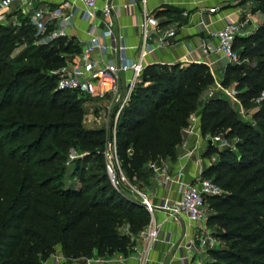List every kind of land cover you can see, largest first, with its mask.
<instances>
[{
	"label": "trees",
	"instance_id": "1",
	"mask_svg": "<svg viewBox=\"0 0 264 264\" xmlns=\"http://www.w3.org/2000/svg\"><path fill=\"white\" fill-rule=\"evenodd\" d=\"M243 1L254 2L263 20L235 39L241 63L228 64L220 84L233 83L235 103L246 114L252 110L250 120L226 96L207 95L215 80L206 64L178 63L146 66L116 124L121 168L138 188L148 184L149 163L177 158L191 115L203 136L236 138V151L207 145L203 152L217 160L202 177L223 190L206 199L207 225L223 246L209 250L203 264H264V0ZM25 18L22 27L0 24V264H40L58 247L66 259L89 258L94 251L126 256L150 215L113 187L104 155L99 173H89L78 159L71 173L76 181H59L74 142L104 144L103 130L82 126V95L58 90L52 73L81 48L74 38L58 37L12 57L16 46L37 38ZM27 56L39 65L19 64Z\"/></svg>",
	"mask_w": 264,
	"mask_h": 264
},
{
	"label": "built area",
	"instance_id": "2",
	"mask_svg": "<svg viewBox=\"0 0 264 264\" xmlns=\"http://www.w3.org/2000/svg\"><path fill=\"white\" fill-rule=\"evenodd\" d=\"M15 1L24 0H0V24L5 25L4 13L2 9H7ZM82 5L80 11L81 20L90 24V37L77 54V59L67 61V64L55 71L57 76L56 88L58 90L75 91L80 95L89 97L90 99H106L110 97V103L115 104L113 114L114 128L109 138L106 140L104 148L105 168L109 180L113 187L122 192V186L127 184V177L124 174L121 163L116 151V124L118 117L124 107L130 101L136 86L141 82L142 74L145 69L143 62L144 57L149 52L148 41L151 38L150 32L158 27L157 19L147 11L148 0H137L129 2L123 7L130 12L135 4L142 9V19L138 23L141 36V44L136 59L127 60L122 52L126 46L119 43V36L116 37L113 30V20L111 13L114 8L110 0H107L102 8L97 7V0H78ZM215 7L208 9L214 12ZM98 13L101 17L98 18ZM31 25L35 30L37 39L40 44L48 43L52 39L58 37H69L66 29L70 25V17L65 16L60 20L56 28H50L51 17L48 13L41 10H35L31 14H27ZM250 19V14H246L242 22L226 21L220 30H209L207 37L200 44L199 49L205 56L214 58L224 57L228 64H239L241 58L239 51L234 48V42L237 37L242 35V28ZM101 24V25H100ZM38 43V44H39ZM116 55L115 60H109L110 53ZM211 63H208V67ZM129 73L126 77L125 74ZM218 88L230 100L236 101L234 93L222 87L220 83L215 81ZM110 108V107H109ZM110 112V111H109ZM196 118L191 115L187 127L183 132L191 136L193 135V143L185 146L183 152L177 156V162H181L190 158L196 149L211 145L220 148L223 143L222 135H202L196 130ZM227 148L235 150V141L233 145H227ZM149 168L155 177H161L165 183L177 182L178 197L176 200L161 199L158 203L153 204L145 192L139 191L135 185L130 188L138 194L140 198H136L149 212V224L142 229L133 246V254L135 255V264H147L148 255L160 239L158 224L155 218L156 211H163L174 220L181 218L187 219L194 225L196 231L199 232L197 239H189L185 244L178 243L175 250L179 252L181 264H192L193 256L190 253L191 247H197L200 253L206 254L209 250L216 248V238L213 236L212 230L207 225L208 215L206 213V199L209 197L220 196L223 190L210 178L202 177V170L196 175L193 181L184 183L180 176L172 177L166 163L154 161L149 163ZM199 264V262L197 263Z\"/></svg>",
	"mask_w": 264,
	"mask_h": 264
},
{
	"label": "crops",
	"instance_id": "3",
	"mask_svg": "<svg viewBox=\"0 0 264 264\" xmlns=\"http://www.w3.org/2000/svg\"><path fill=\"white\" fill-rule=\"evenodd\" d=\"M106 1L97 0V7L102 8ZM133 1L137 0H110L114 8V12L111 13L114 23L113 30L116 37H120L119 43L126 46L122 55L127 60L137 58L141 44L138 23L143 16L142 9L138 4H135L130 12L123 7ZM82 7L83 5L78 0H24L13 2L9 8L2 9L1 12L5 13L15 8L27 15L35 10H41L51 17V24L57 23V25L65 16H69L70 25L66 31L69 38H74L82 48L90 37V24L80 18ZM211 7H215L216 10L209 12L208 9ZM147 11L157 19L158 27L150 32L151 38L147 48L149 52L143 59L144 65L204 63L208 66V63H211L209 69L214 80L217 81L216 78H218L219 83H221L228 62L224 57L205 56L200 51L199 46L207 37L208 31L220 30L226 21L242 22L245 15L250 14L249 21L242 28L240 37H243L251 34L263 20V14L254 10V2L243 0H148ZM99 17L101 16L98 13ZM74 59H77V55H73L69 61ZM108 59L115 60L116 55L112 52L108 55ZM125 76L128 77L129 73ZM208 93L210 96V90ZM216 94L225 96L222 92ZM194 116L196 118L195 128L198 131L199 120L196 115ZM182 136L183 141L177 147V156L183 152L185 146L193 143V135L188 136L182 132ZM204 150L205 147L201 144V147L186 160L177 162V158L174 161L163 159L161 162L167 164L173 178L180 176L181 181L189 183L200 170H203ZM177 188V182L165 183L161 177H155L152 173L148 184L143 185L141 189L150 201L156 204L161 199L176 200ZM155 218L160 239L149 252L147 264H181L180 254L175 250V245L185 244L189 239H197L199 232L185 218L174 220L163 211H156ZM190 253L193 256L192 264L198 262L203 264L209 259L208 252L200 253L194 246L191 247ZM121 262L119 264H135L136 259L132 256L124 263Z\"/></svg>",
	"mask_w": 264,
	"mask_h": 264
},
{
	"label": "rangeland",
	"instance_id": "4",
	"mask_svg": "<svg viewBox=\"0 0 264 264\" xmlns=\"http://www.w3.org/2000/svg\"><path fill=\"white\" fill-rule=\"evenodd\" d=\"M255 6V3H254ZM26 15L22 14L19 10L15 8H11L10 10L5 11L4 13V20L6 25H11L12 27H22L25 26L26 21ZM57 23H53L50 25V28H56ZM244 37V36H243ZM69 39V37H67ZM40 39L36 38L33 43H28L27 40H24L22 44H19L16 46L13 50L12 57L18 58L21 56L23 53H29L35 51L34 47L39 45ZM50 42V41H49ZM39 43V44H38ZM19 64H26V65H39L38 60L29 58L27 56L26 59L21 58V61ZM181 65V64H180ZM185 66V65H182ZM48 73V72H46ZM218 83L219 80L216 78ZM230 92L234 93L233 90V83L229 86L226 87ZM210 94L212 93H220L222 90L218 88L215 84V81L213 85L209 88ZM208 90V92H209ZM209 95V93H207ZM82 99V106H83V118H82V126L84 129L87 130H103L104 135L102 139L104 140L103 148L97 142V139L94 140V143H86L84 146H80V143L74 142V145L72 144L68 150L65 152V160L61 162V167H62V174L59 179L60 183L63 186H68L73 184L74 181H76L72 176L71 173L73 172L76 161L79 159L82 162V165L85 166L86 171L90 172H95L99 173V169L102 167L101 165L103 164L101 154L102 156L104 155V147H105V141L109 138L110 134L113 131L114 128V121H113V114L115 110V104L110 103L111 98L107 97L106 99H90L89 97L86 96H81ZM231 104L235 107H237L240 110V113L245 120H250V114L252 113V110L246 114V110L240 109L238 107V104L235 103L234 100L230 101ZM110 107V108H109ZM110 111V112H109ZM194 115V114H193ZM224 137L223 134H220ZM236 138H224L222 141V145L220 148H217L219 150H223L227 148V145H233L234 141ZM205 145V144H204ZM203 145V146H204ZM206 149V146H205ZM205 151V150H204ZM236 151V150H234ZM203 161V168L217 160V155L213 154L209 157H205V159H202ZM128 183L124 184L122 186V193L133 197L134 199L140 198L136 192H134L131 188L130 185H135L137 186L138 183L132 184L128 179ZM139 191L144 192L143 189L139 188ZM206 213L209 216L211 213V209L209 208V203L206 201ZM211 230L212 228L209 227ZM128 228L127 225H123L120 228V232H127ZM135 242L137 243V240L135 239ZM223 244L219 242V240L216 239V247H222ZM131 252L128 253V255L123 256L122 254L115 253L113 255H98L96 251H94L93 255L89 258H74V259H66L61 251L60 247L57 248V250L48 257V259H43L41 260L40 264H82L83 261H85V264H119L124 263L126 259H130L135 257V255ZM204 261V260H202Z\"/></svg>",
	"mask_w": 264,
	"mask_h": 264
},
{
	"label": "water",
	"instance_id": "5",
	"mask_svg": "<svg viewBox=\"0 0 264 264\" xmlns=\"http://www.w3.org/2000/svg\"><path fill=\"white\" fill-rule=\"evenodd\" d=\"M200 104H201V103H200ZM208 144L211 145V142L209 141ZM85 263H86L85 261L82 262V264H85Z\"/></svg>",
	"mask_w": 264,
	"mask_h": 264
}]
</instances>
